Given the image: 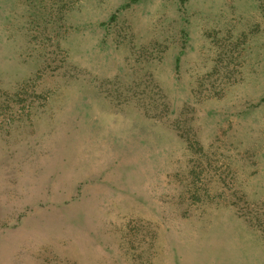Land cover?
Wrapping results in <instances>:
<instances>
[{
  "label": "rangeland",
  "instance_id": "obj_1",
  "mask_svg": "<svg viewBox=\"0 0 264 264\" xmlns=\"http://www.w3.org/2000/svg\"><path fill=\"white\" fill-rule=\"evenodd\" d=\"M0 264H264V0H0Z\"/></svg>",
  "mask_w": 264,
  "mask_h": 264
}]
</instances>
